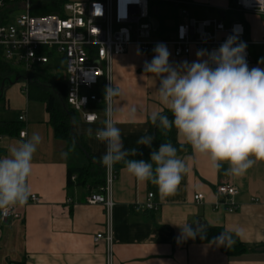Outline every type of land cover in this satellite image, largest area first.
I'll return each mask as SVG.
<instances>
[{"label":"crops","instance_id":"crops-1","mask_svg":"<svg viewBox=\"0 0 264 264\" xmlns=\"http://www.w3.org/2000/svg\"><path fill=\"white\" fill-rule=\"evenodd\" d=\"M168 4L176 9L180 19L167 35L188 19H217L226 27L240 23L247 34L245 41L251 43L247 47L249 68H264L258 46L264 38L262 16L236 12L233 0H170ZM181 11L187 15H181ZM167 48L174 66L197 60L198 51L175 58ZM152 57L131 47L112 59V81L120 89L113 103L112 119L121 129L124 145L126 140L147 134V121L153 111L167 113L158 99L157 78L143 70L144 62ZM50 81L64 84V78ZM26 88L27 82L20 78L3 85L0 91V156L21 139L20 132L26 134L24 138L33 131L41 133L43 141L28 180L31 194L40 202L18 208L21 220H0V264H105V243L94 241L95 235L105 231L104 212L102 206L86 202L99 186L95 179L82 186L67 185L69 169L89 165L93 168L95 163L80 150L69 153L66 143L54 137L45 104L28 100ZM74 120L73 133L82 138L90 155L100 163L105 146L94 136L89 137L86 129L95 131L102 127L103 117L91 125L84 124L77 114ZM168 141L178 148V156L189 168L174 194L161 197L156 186L138 182L123 164L114 168L112 264H264V162H257L242 176L225 175L227 164L216 171L206 157L194 153L190 146L180 150L183 138L175 128L168 132ZM149 153L143 159L147 160ZM224 183L238 190L235 202L239 208L233 214L213 208L216 187ZM149 193L157 211L144 209ZM196 194L204 196L200 205L193 202ZM185 223L193 228L203 225L201 233L210 228L233 230L244 252L229 257L216 244L186 238L179 226Z\"/></svg>","mask_w":264,"mask_h":264},{"label":"clouds","instance_id":"clouds-1","mask_svg":"<svg viewBox=\"0 0 264 264\" xmlns=\"http://www.w3.org/2000/svg\"><path fill=\"white\" fill-rule=\"evenodd\" d=\"M245 49L244 43H237V37L230 35L218 49L199 50L197 60L174 66L167 45L161 42L143 69L157 78L159 102L171 113L170 119L163 111H153L150 122L165 135L175 128L183 138L180 150L190 146L216 171L227 164L224 171L230 176H242L257 162H264V68L250 69ZM119 94L118 86L111 83L105 87L103 126L95 131L86 129L89 137L94 136L105 146L100 163L109 170L122 163L138 182L156 186L161 197L174 194L189 171L187 163L170 141L153 149L154 137L150 134L136 141L138 146L151 149L149 158H130L143 153L137 147L125 148L121 129L112 119V101ZM25 135L0 156V213L4 215L16 206L26 205L31 195L28 180L43 136L39 131L27 138ZM61 155L66 157L67 153ZM179 226L184 237L193 239L204 227L193 228L189 223ZM232 232L226 229L214 240L229 247L235 243Z\"/></svg>","mask_w":264,"mask_h":264},{"label":"built area","instance_id":"built-area-1","mask_svg":"<svg viewBox=\"0 0 264 264\" xmlns=\"http://www.w3.org/2000/svg\"><path fill=\"white\" fill-rule=\"evenodd\" d=\"M35 7L33 0H0V15L8 11L6 22H0L2 60L12 67L21 68L26 75L47 64L54 55L61 57L64 63L65 104L87 125L96 123L100 116L105 120L107 105L104 89L113 84L112 59L125 54L131 47L144 56H154V47L162 42L171 49L175 58H179L202 49L211 52L226 40L223 35H235L237 43L246 45L249 64L247 47L251 43L245 41L244 28L237 22L226 27L217 19H188L177 25L171 35L166 32L162 38L156 39L149 22L152 17L148 0H66L60 6L59 14L43 16L32 14ZM234 9L239 13L254 12L264 19V0H236ZM18 11L21 12L16 14ZM181 15L186 16V11H181ZM258 46L264 58V38ZM22 134L25 133L20 132V138ZM114 168L109 170L104 167L103 184L97 188L96 194L86 199L88 205H100L104 212L105 231L95 235L94 241L105 243V264H112L113 261L111 213L114 204L111 186L116 178ZM74 180L73 176L71 181ZM215 195V210L221 209L227 214L238 210L235 202L238 190L231 184L218 185ZM152 198L149 193L145 211H157ZM203 201L202 194L193 196L196 205ZM39 202V198L31 194L26 205L12 208L7 215L0 213V220H21L22 213L17 209Z\"/></svg>","mask_w":264,"mask_h":264},{"label":"trees","instance_id":"trees-1","mask_svg":"<svg viewBox=\"0 0 264 264\" xmlns=\"http://www.w3.org/2000/svg\"><path fill=\"white\" fill-rule=\"evenodd\" d=\"M36 7L32 11V14L42 11H49L50 14H59L60 6L66 2V0H33ZM149 1V12L152 18H155L152 10L150 9L152 5L157 4V1L148 0ZM161 2V1H160ZM162 3V2H161ZM8 11H3L0 15V22H6V14ZM156 19V18H155ZM158 30L161 28V23L158 19ZM164 29V35L168 31ZM163 36V35H162ZM244 39H247V34L244 30ZM21 76L26 77L27 80V88L26 94L27 98L30 101L40 102L45 104L46 111L50 118V124L53 129L54 137L57 140L64 141L66 143L67 151L70 153L75 150H80L84 155L87 156L88 160L91 163H95V167L92 168L91 165L88 167H80V168H71L67 172V185L70 186L74 184L76 186L84 185L87 180L95 179L96 186H101L104 180V166L99 163L95 158H93L89 151L87 150L83 140L81 137L75 135L72 130V124L74 120V115H76L73 111H71L65 104V93L66 88L65 85L61 82H53L47 79H39L36 78L31 72L27 73H19L12 66L2 60L1 50H0V91L2 86L6 83L12 82L11 77H14V80L20 79ZM169 116L171 119V113H164ZM149 125V131L147 134H150L154 137L153 141V149L158 148L160 143L168 142V133L165 135L161 129L157 126H154L150 120L147 121ZM139 138V137H138ZM138 138L129 139L125 141V148H139V151L143 153V155L130 157L132 159H141L145 158L147 153L151 151V149L138 146L136 141ZM122 164V163H119ZM116 164L114 167H116ZM75 177L74 181H71L72 177ZM222 229H214L210 228L205 230L200 235L195 236V240L202 241L204 243H212L216 244L220 250L229 257H235L244 252V248L242 244L239 242L236 235H233V239H235V243L229 247L220 246L214 240L216 236H218Z\"/></svg>","mask_w":264,"mask_h":264},{"label":"rangeland","instance_id":"rangeland-1","mask_svg":"<svg viewBox=\"0 0 264 264\" xmlns=\"http://www.w3.org/2000/svg\"><path fill=\"white\" fill-rule=\"evenodd\" d=\"M69 2H77L81 0H67ZM158 3L152 5L150 8L152 10L153 15L156 19L159 20L161 23V28L159 31L153 33L154 38H162L164 35V29H170L174 26L176 22L179 21V17L177 16L176 9L171 5L168 4L170 0L162 1V0H155ZM162 3H161V2ZM21 11H18L16 14H19ZM49 11H42L34 13V16H43L49 15ZM19 73L22 72L21 68L13 67ZM36 78L39 79H51L54 81H61L64 78V63L61 57L54 55V58L51 59L47 64L40 66L38 69H35L31 72ZM22 79H26V77L21 76ZM11 80L14 81V77H11ZM7 84V83H6Z\"/></svg>","mask_w":264,"mask_h":264},{"label":"water","instance_id":"water-1","mask_svg":"<svg viewBox=\"0 0 264 264\" xmlns=\"http://www.w3.org/2000/svg\"><path fill=\"white\" fill-rule=\"evenodd\" d=\"M236 0H233V3H235ZM149 22L151 23L152 25V30L153 32H155L158 28V21L155 19V18H150L149 19Z\"/></svg>","mask_w":264,"mask_h":264}]
</instances>
